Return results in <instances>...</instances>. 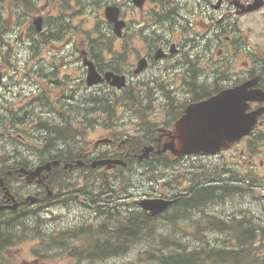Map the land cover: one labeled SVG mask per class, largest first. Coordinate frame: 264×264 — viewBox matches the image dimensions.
Masks as SVG:
<instances>
[{"label": "rangeland", "instance_id": "1", "mask_svg": "<svg viewBox=\"0 0 264 264\" xmlns=\"http://www.w3.org/2000/svg\"><path fill=\"white\" fill-rule=\"evenodd\" d=\"M96 1L101 0H82L79 2L82 7H89V9L86 11H79L75 13V15H81L85 21L75 19L69 20L71 33H79V35L76 37V44L79 46L86 43V40L88 43H90V41L92 40L93 45L97 46V40H93L91 38V35H97V28H94V26L96 23H99L100 17H103L102 12L105 9L106 4L105 6H103V1L100 4ZM121 2H123V0ZM183 2L193 5L191 0H181L179 2V5L181 6ZM21 9L23 8H18L17 11H20ZM58 10L59 8L57 5L44 4V1H39L38 4L35 5V9L29 12V16L24 17V23L30 26L33 17L43 16L47 21V16H50V21H47V24L44 25V33H52L55 30H51L50 28L55 26V24H58V22L53 20V17L57 15ZM183 11H186V8H183ZM173 20L176 22L175 19ZM61 22L64 23V20L61 19L59 23ZM178 27L186 31L184 24L178 25ZM86 28L87 36L85 38L84 30ZM24 30H26L25 26L22 27V30L20 32L24 33ZM67 37V31H65L62 34L61 38L58 40L40 36L38 38L39 40L44 42V44L48 43L47 45L43 46L44 50H39L42 46L39 47L34 45H32V50L28 49V43L24 44L25 38H23V40L21 38L22 41L19 38H10V36L4 38L0 42V75L2 81L0 82V94L1 96L8 94V105H10L15 100V106H21L28 103V108L30 110L34 109L38 113L40 110L36 108V105H39L40 108H44V110H46L45 114H49L52 117H50V123L46 122L48 118L42 119L40 126L47 125L52 129L49 134L54 136L53 141H55V139H57L59 142L67 141L70 142L72 146H75L77 145L75 141L77 139H80L83 127L79 126L76 121L70 124L68 123L70 122L69 117L71 116L68 115L70 113V109L62 104H59L53 108L51 103L45 99H38L36 103L33 101L34 96L43 91L41 85L46 84V82H44L41 77L36 75V73L42 70L43 72H40L41 75L43 73L45 75L48 71L46 68L41 69L40 66L35 65L36 61L41 57H45L46 59H48L49 53L56 47L63 48ZM2 38L3 36L0 39ZM117 55H119L120 58H124V62L120 65V68L122 70L124 69V71H126V68H132L133 66L135 67L137 65L138 59L135 57V54H131L125 50H122L118 51ZM244 59L246 58L243 56L239 57V60ZM105 60V62H108L107 59ZM90 66L93 70L98 72L99 68L96 67L94 61L90 60ZM94 66L96 67V69ZM194 68L195 67H192L190 69L192 75L194 74ZM33 69H35V71H33ZM150 70L153 69L149 68L146 71ZM104 71L119 73L118 66L113 63H110L109 67ZM153 72L155 74L151 76L153 80L157 82L156 85L166 86L167 79L169 78L162 77L161 74L156 71V69H154ZM200 74L202 73H199V75ZM89 80L92 82L95 80V77L90 76ZM104 81L107 84H110V80H102L101 82ZM106 83L103 84V88L107 85ZM173 83L175 82L173 81ZM37 84L39 85L38 88ZM63 88H73L76 91H83L84 84L81 81V77L76 76V80L71 84L67 81L61 84L50 83L49 86L46 87V90H49V92L54 94L53 98L57 102L64 96V90H62ZM202 89L206 90L209 88L199 87L198 85L195 88V90L197 91H202ZM177 90H179L181 93L188 90V86L186 85L185 80L181 79L177 81ZM107 91L109 92V90ZM184 100L186 99L181 98L177 102V106L180 103L184 102ZM164 106L166 107V109L161 110L158 118L162 123H166L174 112L170 109L171 107H174L173 104L165 102ZM147 109L149 113L148 106ZM87 113L88 111L86 109L77 108L73 113L72 121L79 118V116L76 115H86ZM144 113L146 114L147 111H145ZM148 113L146 114V116L148 115ZM89 114L92 116L91 113ZM119 114L121 116H118L119 120L117 121V123L119 125L126 126L127 130L135 127L134 123L132 122L133 119L131 116H123V111H120ZM2 116L11 117L13 120H17L16 117L10 114ZM61 117H63V120H61ZM60 121L66 126V128L70 127L69 132L65 129L56 128V125ZM109 123L110 121L107 122V124ZM51 124L55 125L53 126ZM34 127L35 123L32 120H30L26 126H23V124L20 122L17 125L15 123L11 124L8 119H5V122L0 123V145L3 146V150L0 151V174L9 175V172H13L12 175L16 176L21 174L23 169L29 168V163H31L32 161L30 158L25 157V151L21 149L24 146L36 148L39 160L43 159L44 156L47 155V153H50V150L53 149L49 147L47 148L48 141L44 140V142L37 140L35 135L38 133V131L36 129H32ZM118 129L120 131L125 130L121 127H118ZM99 133L100 131H97L92 134V131L89 129L85 134H89L88 138H91L93 136L94 139ZM18 134H21V136L24 137L22 142L20 139H17L16 142L14 141V139L17 138ZM58 141H55L50 145L55 146L56 144H58ZM41 144H44L46 146L45 152H42L41 148H44V146H41ZM54 149H56V147ZM242 149H245L249 154V160L252 162V164L247 166V174L244 180V184L240 187V194L233 197L228 196L227 199L222 198L219 204H217V201L210 203L207 206L194 204L191 207L193 209H190L186 213V216L184 218L182 216L184 212L182 210H178V208H173V210L168 213L166 210L164 213H162L164 217L159 218L155 221L160 222L162 220H166L173 226H163L160 229L162 235L175 237L174 239L179 240V242L185 240L186 243H195V245L193 246L185 247L184 250H200L202 253L212 251L213 248L218 246L223 247L222 249L232 250L231 247H235L234 245H236L238 241V239L235 238V235L239 232V228L241 227V225L248 224V222L251 226H247L244 231L251 227V231L253 233L254 228L253 236L255 238V241L259 240V234L264 237V186H262L261 184L264 183V156L260 154L261 152H264V132L259 131L256 136L252 137L251 141H245L244 143L239 144L232 151L224 152L223 154L225 155V157L222 158V160L220 156L215 158H205L207 161L200 164H208L210 167L211 165H214L216 163H233L235 162L236 152ZM135 150L136 149L133 150L135 156L133 159H131V161L138 160V156ZM55 152L61 151L58 150ZM261 160H263V164L261 163ZM122 165L124 166V164ZM8 167L9 169L5 171L4 169H7ZM36 167H38L39 170H42L40 161L36 163ZM121 167L118 168L119 171L117 174L120 176H125L123 170H120ZM234 167L236 169L241 168L239 165H234ZM150 169L151 170L148 173L145 182L143 183L147 184L150 190L153 191L156 189L160 192H165L173 190L176 184L181 185V182H177L174 177H167L163 181L153 185L150 181L155 179V171L159 170L160 166H156L155 164L151 163ZM64 174L65 171H61L59 170V168H57L55 172H50V175L45 177L43 180L45 183L49 182L52 184H56L59 189V192L55 194L57 195L56 197H58L57 201L52 205V207L40 208L41 211L47 210L48 212L55 213L51 216V219L42 222L44 225L48 224L47 226H51L49 225V223L50 221H53V226L55 228L54 233L56 234L55 242L52 243L47 239H35V237L37 236L35 233L39 230L35 222L41 221L40 216L43 215L39 211L40 209L35 210L37 215L27 221L29 227H31V230L28 232V236L25 238L15 237L16 244H14L10 249L3 253V258L0 264H130V260H132V264H141L143 261H145V257H147V254L152 250V243L148 245V242L145 241L144 243L133 245L132 239L130 241L124 239L118 240L115 238L114 233L107 230H103L101 232V235L108 240L107 245L109 246V248L111 246H119V255L102 256L100 253H97L98 250H102V237L99 242H95L94 240H92L93 234L97 235L101 226L105 224V221L116 225H118L119 222L118 220L116 221V219L113 221L108 220L107 213H103V218H101L100 216L94 215L81 203L78 208L76 207V204L74 202L70 203V199L76 198V196L79 197V200L81 202L83 201V199L80 194L77 193V190L80 187L77 185L72 186L75 181L79 180H76L74 179L75 177L71 176L70 178L66 177V181H63L62 177ZM218 176L219 174H215L212 176V178ZM94 183L95 182H93L92 186L95 185ZM132 183H134L133 180H128L127 185H131ZM140 185L141 184H138L137 186ZM98 186L100 187V183H98ZM180 188L184 189L185 185L181 186ZM233 189L234 188L227 190L225 194L233 193ZM24 191L28 192L29 190L28 188H26L24 189ZM137 193L140 194L139 198H143L144 191H140ZM199 197L203 200V204L214 198H211V195L205 193H200ZM64 198L66 199V204L60 205V203L64 201ZM92 199L94 200L95 198L92 197ZM30 208L31 207L22 208L21 210L26 212ZM114 210L115 207L109 209L110 212H114ZM117 217L119 219L125 218V215L119 213ZM173 219H175V221ZM220 219H226L228 221L227 227L230 228V233L228 235L221 234V231L219 229L221 228V226H219L218 222ZM129 220L130 222H133L134 216L130 217ZM22 223H25V221H23ZM153 223L154 222L151 221L149 224L153 225ZM223 226L226 227L225 225ZM62 227H64V229ZM181 228L183 230H181ZM216 229H218V231H216ZM167 236L162 237V240L160 241L158 239L155 240L162 244H157L154 246V249L157 252L159 251L162 253H166L170 251L168 247L164 245L168 241L175 240L168 238ZM203 240L215 241V245L197 244L201 243ZM243 241L251 244L250 246H247V248H244V254L251 255L254 253L264 256V246L261 247V249H255V241L251 242L246 235L243 236ZM174 243L175 242L171 243V247H173ZM33 249H38V251L33 252ZM146 249L147 254L144 255L143 252ZM236 254H242V252H237L232 255ZM77 256L81 257L79 261H75V258Z\"/></svg>", "mask_w": 264, "mask_h": 264}, {"label": "flooded vegetation", "instance_id": "2", "mask_svg": "<svg viewBox=\"0 0 264 264\" xmlns=\"http://www.w3.org/2000/svg\"><path fill=\"white\" fill-rule=\"evenodd\" d=\"M128 1L127 18L124 9L122 18L127 22L128 31L125 38H128L129 53L135 54L138 59L137 65L130 68L133 74L142 72L155 74L153 70L156 69L158 73H164L169 78L183 79L191 74L192 67H195L193 75L204 73L205 70L214 73L237 68L245 75L246 79L243 82L259 77V83L254 88L264 91V0H191L193 5L183 2L181 6L179 5L181 0H140V7H137L133 0ZM183 8H186V11H183ZM181 24H184L186 31L178 27ZM58 52L64 53L62 56L53 55L54 60L57 56L64 59L59 70H64L66 78L71 76V73L80 71L85 90L87 69L80 59L92 60L96 67L105 63L101 54L90 49L80 48L77 53L72 54L68 45ZM240 56L246 59L239 60ZM108 61L120 67L124 59L115 55ZM140 62L143 68L136 70ZM149 68L153 70L146 71ZM101 71L99 72L102 73ZM118 72L128 75V72L119 68ZM196 87L197 84H193L190 92H175L172 101L177 104L181 98L187 99L188 95L195 99L206 98V90L197 91ZM105 88L109 91L114 90L109 98L117 93L110 84ZM97 91L94 98L101 99ZM78 98L77 94L74 100ZM83 100L86 106L92 105L87 102L89 99ZM257 106L254 105L255 108ZM102 108L103 104H100L91 109ZM180 118L183 119L182 112L176 116L172 125L174 126ZM262 123L260 118L256 127ZM53 139V135L50 140L45 139L44 135L37 138L40 141H48L47 147L53 148L51 151L55 156L70 157L72 163L80 168H92L91 163L95 159L92 151L82 154L76 148L63 145L57 139L55 141H58V144L51 146L50 144L55 142ZM58 150L61 152H55ZM72 157H82L84 163L79 165L76 160L73 162ZM211 185L212 190L219 193L225 189L226 181L219 175L211 178ZM204 244L215 245L212 242Z\"/></svg>", "mask_w": 264, "mask_h": 264}, {"label": "trees", "instance_id": "3", "mask_svg": "<svg viewBox=\"0 0 264 264\" xmlns=\"http://www.w3.org/2000/svg\"><path fill=\"white\" fill-rule=\"evenodd\" d=\"M36 1H38V0H0V13L6 9L5 6H10L12 8L16 7L19 9L20 8H29L30 10H32L34 8V3ZM45 1H47V2H58L59 1L62 3H68L70 1L80 2L82 0H45ZM19 12L20 11H15L12 9V11L7 10L4 12V14H0V38L4 34V30H3L4 23H5L4 21L6 20V24H9L11 22V20L13 19L12 18L13 15H15ZM21 12L23 13L24 11H21ZM2 40H3V38L0 39V42ZM82 99H89L92 101V103H94V98L89 94L81 95L78 100H82ZM121 100L125 101L126 104L130 107L137 106V104L131 103L133 101L132 99L121 97ZM101 102L103 104V108L101 109V111L103 113H110L112 115L114 105L109 102V98H101ZM77 108H78V105L77 106L72 105L70 107V109L73 111H75ZM9 112H10V107L7 108V114ZM89 113H90V111L86 115H76V116H79V118L76 120L74 119L73 121H72L73 115L71 114V116L69 117L70 122H68V123L70 124L74 121H80L82 123H87L88 126H93V124L95 123V120L91 117V115ZM138 118L139 119L141 118V114L138 115ZM61 120H63V117H61ZM3 122H4V120H2V117L0 115V123H3ZM66 122H67V120H66ZM51 125L54 126L55 124H51ZM63 125H64L63 123L58 124V125H56V128L62 129ZM40 127L46 128V129H44V131L47 129H50V127L47 125L46 126H39L36 128H40ZM40 130L41 129H38V131H40ZM64 142H65L66 146L72 145L70 142H67V141H64ZM75 143L77 144L75 148L77 150L81 151L82 150L81 143L78 140H76ZM55 157H58V156H55ZM114 176H115V174H114ZM98 190H105V192L107 191L110 193L115 191V189L112 187V183L110 182V178H109L108 173L103 172L102 180L100 181V187L98 188ZM121 193H125V192H121ZM82 197L87 198V196L85 194ZM112 201L113 200H111V202ZM202 201L203 200L201 198H198L196 194H193L190 197H184L180 203V209L183 211H188L189 209H192L191 207L194 204L201 205ZM113 207L114 206H112V203H108V202H106V200L104 201V204L102 205V212L108 214L107 219L110 221L115 220V218H113V214H115V210H114V212L109 211V209H111ZM31 214L33 216L35 214V212H32ZM107 223H110V222H105V224L102 225V231L107 230L109 232L114 233L115 238L118 240L124 239V240L130 241L132 239L133 245H135L136 243H142V242L146 241L148 236H152V239L155 238L154 233H155V229H156V227H155L156 224L153 223V225H147L145 223V220H144V213L143 212L136 213L134 215L133 222H130V220L127 216L125 218V220L123 222H120L118 225H113L111 223L113 226L110 227L109 224L106 225ZM222 228H224V227H222ZM29 230H31V227L29 228ZM35 234L38 237L41 236L38 232H36ZM244 235L245 234L242 232L241 236H244ZM101 242H102V250H98V253H100L102 256H105V255L118 256L119 255L118 254L119 253V246H111L109 248V246L107 245L108 240L106 238H104L103 236H102ZM173 242H175V243H174L173 247H171V243H173ZM154 246H155L154 244H151L152 250L150 253L147 254V261H146L147 264H209L211 261H213V259H217L220 261H230V260L234 259V256L232 255L233 252L237 251V249L243 248L242 244L237 243V245L235 246L237 249L219 251L218 252L219 254L213 255L212 253L203 254L202 252H196L195 250L185 251L184 250L185 247H189V246H193V245L181 244L179 242L172 241V240L168 241L164 245V246L168 247V249L170 250L169 252H166V253H162L159 251L157 252L154 249Z\"/></svg>", "mask_w": 264, "mask_h": 264}, {"label": "water", "instance_id": "4", "mask_svg": "<svg viewBox=\"0 0 264 264\" xmlns=\"http://www.w3.org/2000/svg\"><path fill=\"white\" fill-rule=\"evenodd\" d=\"M106 14L108 16H112L110 18L113 22H116L117 17V9L114 8H108L106 10ZM121 28V23L116 22V31L118 32ZM115 84L118 87H121L123 83L116 77ZM122 79V78H121ZM240 98L237 96H234L231 92H228L220 97L214 98L210 101H206L197 105H194L190 111L189 116H187L185 121V126L187 128H194L196 134H208V132L215 133L216 131L220 130L223 133L229 132H240V127H233L235 123V119H232V121L227 120H219V116L222 114H231V112H234L235 108L239 104ZM240 121L243 120V118L239 117ZM206 128H209V130H206ZM179 146H181V143H179ZM185 152V150H180V153ZM142 205L145 208H150L153 210L154 213L161 210V208H158V204L154 202H145L142 203Z\"/></svg>", "mask_w": 264, "mask_h": 264}, {"label": "bare ground", "instance_id": "5", "mask_svg": "<svg viewBox=\"0 0 264 264\" xmlns=\"http://www.w3.org/2000/svg\"><path fill=\"white\" fill-rule=\"evenodd\" d=\"M111 86H112V85H111ZM119 95H120V94H119ZM119 95H118V96H119ZM117 99H118V97H117V98H114V96H113V97H110V98H109V102L112 103V104L115 106V105H117V103H114V102H115ZM87 102L90 103V104H92V105H89V104L87 105V107H89V108H93V107H95V106H98V105L102 104L101 99H97V98L94 99V102H95V103H92L91 100H88ZM191 106H194V105H191ZM185 125H186V124H185V121H184V119H182V118H180L179 120H177V122L174 124V126H185ZM39 134L44 135L45 139H48V140L52 139V135L49 134L47 131L40 130V131H38V133L35 135V137L38 138V137H39ZM225 250H226V249H222L221 247H215V248L212 249V251H208V252L203 253V254H209V253H212L213 255H216V254H219V253H218L219 251H225ZM195 251H196V252H201L200 250H195Z\"/></svg>", "mask_w": 264, "mask_h": 264}]
</instances>
